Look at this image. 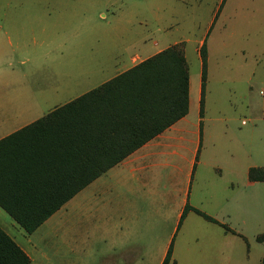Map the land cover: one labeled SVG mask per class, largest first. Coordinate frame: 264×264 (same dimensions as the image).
<instances>
[{
	"label": "rangeland",
	"instance_id": "rangeland-1",
	"mask_svg": "<svg viewBox=\"0 0 264 264\" xmlns=\"http://www.w3.org/2000/svg\"><path fill=\"white\" fill-rule=\"evenodd\" d=\"M4 31L8 35L0 34V47L10 64L0 65V114L6 115L31 95L44 114L113 76L132 56L143 58L176 42L184 43L192 79L200 71L203 45L211 118L203 126L217 136L206 148L228 161L231 150L230 165L237 169L242 135L244 166L264 173V0H0ZM248 191L243 215L234 210L227 220L240 234L227 233L223 241L216 236L209 246L188 241L195 251L211 249L212 257H175L177 264H260L264 180ZM78 214L62 209L33 233L23 230L35 244L31 264H157L159 257H130L132 246L105 257H98L95 244L86 252L77 246L71 251L65 224ZM50 227L54 235L42 242L40 234Z\"/></svg>",
	"mask_w": 264,
	"mask_h": 264
},
{
	"label": "crops",
	"instance_id": "crops-1",
	"mask_svg": "<svg viewBox=\"0 0 264 264\" xmlns=\"http://www.w3.org/2000/svg\"><path fill=\"white\" fill-rule=\"evenodd\" d=\"M0 34L8 35L6 31ZM162 49L143 58L132 56L130 63L113 76ZM5 63L10 61L4 47H0V65ZM85 92L44 114L38 113V102L32 95L26 97L11 115L0 114V139ZM209 115L204 94L201 98L200 60L197 76L191 79L188 69L187 113L75 193L34 231L62 209L67 214L79 210V219L69 218L65 224V244L71 246V251L77 246L86 252L88 245L95 244L98 257H105L132 246L138 251L136 257H159L157 264L162 263L169 248L168 264H177L175 257H212L211 249L195 251L193 241L201 240L209 246L216 236L223 241L227 233L240 234L227 220L234 210L243 215L249 202V186L263 181L264 173L262 180L249 178L251 167L243 164L242 135L240 140L237 138V169L230 165L234 158L231 150L229 162L227 155L219 157V152L206 148L217 138L211 127L206 123L203 126L211 120ZM0 228L28 255L31 264L35 244L1 206ZM52 235L50 227L44 235L40 234V239L44 242Z\"/></svg>",
	"mask_w": 264,
	"mask_h": 264
},
{
	"label": "trees",
	"instance_id": "trees-1",
	"mask_svg": "<svg viewBox=\"0 0 264 264\" xmlns=\"http://www.w3.org/2000/svg\"><path fill=\"white\" fill-rule=\"evenodd\" d=\"M199 56L202 98L207 66L203 45ZM187 110L188 65L180 42L1 138L0 206L25 232H33L75 193ZM248 175L262 180L263 170L251 167ZM169 260L170 248L161 264ZM29 262L0 228V264Z\"/></svg>",
	"mask_w": 264,
	"mask_h": 264
}]
</instances>
